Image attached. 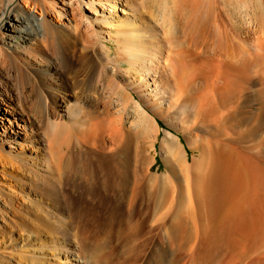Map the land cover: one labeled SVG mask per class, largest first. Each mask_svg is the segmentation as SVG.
<instances>
[{
  "label": "bare ground",
  "instance_id": "1",
  "mask_svg": "<svg viewBox=\"0 0 264 264\" xmlns=\"http://www.w3.org/2000/svg\"><path fill=\"white\" fill-rule=\"evenodd\" d=\"M160 1L161 16L177 13L164 19L171 34H187L175 51L157 27L128 32L153 86L135 85L136 99L116 77L136 50L111 29L126 0H0V233L12 240L0 264H264V144L257 153L251 141L257 97L264 112V0L236 1L246 26L222 0ZM117 42L125 56L112 68ZM43 47L52 56L35 65L28 55ZM110 88L137 130L106 107ZM155 116L174 130L161 136ZM226 119L235 132L224 137ZM157 144L161 175L150 171Z\"/></svg>",
  "mask_w": 264,
  "mask_h": 264
},
{
  "label": "rangeland",
  "instance_id": "2",
  "mask_svg": "<svg viewBox=\"0 0 264 264\" xmlns=\"http://www.w3.org/2000/svg\"><path fill=\"white\" fill-rule=\"evenodd\" d=\"M237 0H222V2H226V7H227V13H228V18H231L233 20H237L236 22L246 26L247 24V20H246V16H247V10L242 6L243 4L240 2V4L236 3ZM161 1L160 0H126V4L122 5L121 3H118L117 8H116V12H114L112 9V12H114V19H113V28H111L113 31L114 30H121L123 31V33H120V31L118 32V34L116 35L117 40L120 41L121 45L123 46H131L132 50H136L133 51V56L131 58V63L129 62V64L127 65V67H129L131 69V73L128 76H124V75H117V80L122 84V86L124 85L127 90L129 92H131L136 99H139V97L134 93L133 89L134 87H137L135 85H140V83H146L148 86V92L150 91V93L152 92L151 90L153 89V86L151 85L152 80L146 75H139L135 70L137 61L135 59V55L140 56V52L142 51H138L141 48L140 46V41H139V37L134 36L129 34L128 32L138 28V30L140 31V29L145 28L146 26H151V27H157V29L159 30V33L163 36H168L166 38L167 43H169L172 48H176L174 49L175 51L181 49L179 48L181 46V44L184 42L185 40V36L187 34L186 28H182V31H180L177 35H173L171 34V30H169L166 25L164 24V19L165 16L168 17H173V18H177L176 15L177 13L172 12L171 15L169 13V10H167L165 12L164 16H161ZM129 6H131V9L129 8ZM132 6H134L135 8H133ZM169 6H172V2H169ZM137 14V16H136ZM164 14V13H163ZM54 20H56L58 22V24L60 25V29L63 30V22L65 21L64 18H58V17H52ZM27 20L29 22H32L35 28H38V23L36 21H34L33 18L28 17ZM233 22V21H232ZM73 23V22H72ZM111 24H102V27H104L105 29H109L111 26ZM100 26V25H97ZM184 26V23H183ZM64 31V30H63ZM87 41L85 42L86 46H92L95 48L96 46V37L94 35L89 34L87 36ZM11 43L14 45H17V41H20V38L17 36V32H16V36L14 38H12ZM139 41V42H138ZM1 43V41H0ZM31 44H28L27 47H30ZM4 48V46H2ZM2 47L0 46V60L2 59L3 55H4V51L2 50ZM76 47L78 48V50H81L82 46L80 45V42L77 41V45ZM117 47V48H116ZM127 48V47H126ZM17 49V48H16ZM90 49V48H89ZM123 47L122 46H118V42L117 45L114 46L112 48L111 52V59L112 61L109 62V64L111 65L112 68H116L117 66H119V62L123 59V57L125 56V53H123ZM97 52L99 53V58L100 60L106 64L107 63V59H105V54L107 52H104L103 50H101L99 47H97ZM27 53L24 54V56H26ZM45 55V56H44ZM78 55V54H77ZM29 59L35 64V65H45L46 62V58H51L52 53L51 51L47 48V47H43V52L39 55V54H31L28 55ZM118 61V63L116 62ZM135 66V67H134ZM260 68V65H257L256 68ZM0 78L1 79H6L5 74H0ZM5 89V88H4ZM111 89V88H110ZM111 92H116V89L113 88V90H108L105 95H104V99L107 102H109L111 105L110 107L107 106L106 107L109 108L110 113L113 114V116L116 118H121L122 120V126H123V130H137L133 127H130V123L129 120H132V116L124 111V104L128 103V101L126 99L123 98V95L121 94H114ZM174 100V96L172 97ZM246 97H244L245 100ZM146 100L150 99V97L148 98L147 96H145ZM254 103V108L252 111V114L254 112H258L259 115H261L260 117V122L257 123V128H260L257 137L253 138V140H251L254 144V148H253V152L256 151L257 153L261 152V143L264 144V112L262 113L261 107H262V99L261 97H257V99L253 102ZM129 108V107H128ZM127 108V109H128ZM256 108V110H255ZM165 110V109H164ZM163 111V110H162ZM150 112V111H149ZM164 112V111H163ZM151 113V112H150ZM152 114V113H151ZM153 115V114H152ZM154 116V115H153ZM155 119L157 120V122L159 123V130H161V136L163 135V130L164 129H172V131L174 130L173 128H171V126L166 123V119H163L161 117H156ZM228 119V118H227ZM224 120L222 123V127L221 130L218 131V133L220 135L225 136H231L232 133L235 132V130H227L228 129V120ZM81 122V120H80ZM86 124V120L83 121ZM240 131V130H238ZM159 136V137H161ZM184 141V139H183ZM185 142V141H184ZM8 148V147H7ZM11 149H14L13 147ZM157 149L159 150V144H157ZM188 149V148H187ZM146 152H149L148 149H146ZM188 155L191 156V150L188 149ZM125 154H120V157H124ZM150 171L154 174H158L161 175L162 173H164V164L162 161V156H161V152L160 150L157 152L156 154V162L152 165ZM6 180L9 181V178L6 177ZM11 184H13V180L11 179ZM0 209H4V205H1L0 203ZM8 235L7 233H0V243H9L10 241H12L11 239L8 240ZM7 241V242H6Z\"/></svg>",
  "mask_w": 264,
  "mask_h": 264
}]
</instances>
